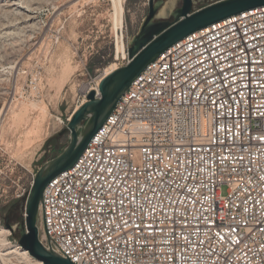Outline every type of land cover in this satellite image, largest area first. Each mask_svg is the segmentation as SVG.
<instances>
[{"label":"built area","instance_id":"2783aa9c","mask_svg":"<svg viewBox=\"0 0 264 264\" xmlns=\"http://www.w3.org/2000/svg\"><path fill=\"white\" fill-rule=\"evenodd\" d=\"M262 137L264 6L148 65L47 185L40 238L76 264H264Z\"/></svg>","mask_w":264,"mask_h":264},{"label":"rangeland","instance_id":"374dc122","mask_svg":"<svg viewBox=\"0 0 264 264\" xmlns=\"http://www.w3.org/2000/svg\"><path fill=\"white\" fill-rule=\"evenodd\" d=\"M182 1L168 0L165 15ZM124 6L118 30L113 0H0V226L9 230L0 264H36L21 254L1 255L19 244V231L6 226L10 209L24 202L19 221L10 222L20 223L36 172L70 142L65 129L84 88L111 63L126 64L117 59L118 34L128 48L149 0H124Z\"/></svg>","mask_w":264,"mask_h":264},{"label":"water","instance_id":"95a60500","mask_svg":"<svg viewBox=\"0 0 264 264\" xmlns=\"http://www.w3.org/2000/svg\"><path fill=\"white\" fill-rule=\"evenodd\" d=\"M167 5L168 0H149V13L129 42L128 61L104 75L98 89L88 91L86 101L73 111L68 120L65 132H70L69 144L36 172L22 221L15 225L6 223L13 234L19 231V245L44 264H76L54 249L49 235V246L40 238V204L44 191L57 175L74 167L135 79L188 35L233 15L263 7L264 0H218L198 7L195 6L196 0H183L180 6L169 11V16L165 15Z\"/></svg>","mask_w":264,"mask_h":264},{"label":"bare ground","instance_id":"6f19581e","mask_svg":"<svg viewBox=\"0 0 264 264\" xmlns=\"http://www.w3.org/2000/svg\"><path fill=\"white\" fill-rule=\"evenodd\" d=\"M8 1H12V0H8ZM17 1V0H16ZM10 4V3H9ZM113 4H114V8H115V17H116V22H117V28L119 29H124V23H125V6H124V0H113ZM9 6V5H8ZM13 7V6H12ZM28 7V6H27ZM29 8V7H28ZM26 9V8H25ZM18 10V9H17ZM25 11V10H24ZM29 14V13H28ZM30 16V15H29ZM28 23V22H27ZM16 24V23H15ZM17 25V24H16ZM32 25V24H31ZM5 26V25H4ZM8 26V25H7ZM10 26V25H9ZM34 27V26H33ZM10 30V29H9ZM13 31V30H12ZM11 31V32H12ZM7 32V31H6ZM9 32V31H8ZM10 32V33H11ZM119 32V31H118ZM5 34V33H4ZM9 36V33H8ZM123 39V40H122ZM117 49H118V57H119V61H128V48L125 42L124 37L120 36V33L118 34V42H117ZM121 65H123V63H117V62H113L110 65H108L105 69L104 75L110 74L112 71L116 70L117 68H119ZM102 75V77L104 76ZM101 77V78H102ZM99 82H100V78L97 80V84L95 85V88L98 89L99 86ZM85 91H89L90 89H93L92 87H85L84 88ZM88 93V92H87ZM86 98H83L82 102H85ZM81 102V103H82ZM80 103V104H81ZM80 105H78L79 107ZM77 107V108H78ZM6 228V227H5ZM4 227L0 226V243H3L6 241L4 235L6 233L9 232L8 229H5ZM8 237V236H7ZM6 243V242H5ZM2 245V244H1ZM6 245V244H5ZM8 247V246H6ZM5 247V248H6ZM14 248V246H13ZM2 249V247H1ZM7 250V249H6ZM12 253H17V254H21L25 259H28L29 262L34 261L36 264H44L43 261L35 259L33 256L30 255V253L28 252V250L23 249L19 244L15 245L14 250L8 252V253H1L2 256L8 255V254H12ZM6 257V256H5ZM4 258V257H3ZM8 258V257H7ZM9 259V258H8ZM19 259V258H18ZM23 259V258H22ZM26 262V261H25ZM8 263V262H6Z\"/></svg>","mask_w":264,"mask_h":264},{"label":"flooded vegetation","instance_id":"af4514ba","mask_svg":"<svg viewBox=\"0 0 264 264\" xmlns=\"http://www.w3.org/2000/svg\"><path fill=\"white\" fill-rule=\"evenodd\" d=\"M23 206H24V202L22 204L12 206L10 209L11 214L10 216H8L7 222H11V220H14V222L16 221L18 222L20 213H22Z\"/></svg>","mask_w":264,"mask_h":264},{"label":"crops","instance_id":"0c3cea01","mask_svg":"<svg viewBox=\"0 0 264 264\" xmlns=\"http://www.w3.org/2000/svg\"><path fill=\"white\" fill-rule=\"evenodd\" d=\"M167 7H168V5H167ZM167 9H169V7H168ZM77 107H78V106H77ZM77 107H76V108H77Z\"/></svg>","mask_w":264,"mask_h":264},{"label":"snow or ice","instance_id":"6c2138e0","mask_svg":"<svg viewBox=\"0 0 264 264\" xmlns=\"http://www.w3.org/2000/svg\"><path fill=\"white\" fill-rule=\"evenodd\" d=\"M262 139H264V137H262Z\"/></svg>","mask_w":264,"mask_h":264}]
</instances>
